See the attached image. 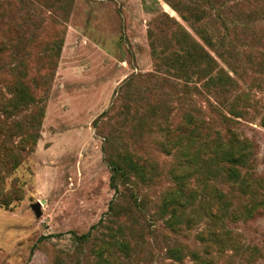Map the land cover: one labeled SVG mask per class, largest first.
<instances>
[{
	"label": "rangeland",
	"instance_id": "1",
	"mask_svg": "<svg viewBox=\"0 0 264 264\" xmlns=\"http://www.w3.org/2000/svg\"><path fill=\"white\" fill-rule=\"evenodd\" d=\"M190 117L254 144L252 200ZM262 202L264 0H0V264H264Z\"/></svg>",
	"mask_w": 264,
	"mask_h": 264
},
{
	"label": "trees",
	"instance_id": "2",
	"mask_svg": "<svg viewBox=\"0 0 264 264\" xmlns=\"http://www.w3.org/2000/svg\"><path fill=\"white\" fill-rule=\"evenodd\" d=\"M205 44H207V38L203 37ZM200 51L195 53V59H204L207 57V54L201 50L200 46H197ZM181 133L188 134V140L190 147L193 149V161H198L202 155L207 157V154H211L212 158L218 163L223 164L226 167V176L229 180L236 185L234 189L240 194V196H249L248 200L252 195L251 183L257 180L256 173L248 172L253 165L255 164V158L251 148L254 144L250 141H236L231 135V139L227 142H222L218 132L214 131L209 123L202 119L190 117L186 120L184 128H181ZM207 163V162H206ZM7 164V163H5ZM207 165V164H206ZM207 172V166L205 167ZM112 170L118 171L121 170V167L115 163H112ZM199 175L201 173H198ZM207 174V173H206ZM207 180V179H206ZM196 185L190 188L185 183V179H182L181 183L169 193V199L167 201L168 205L180 209L181 215L184 213L185 209L191 206L198 197L205 198V192L207 191V182H204L203 179H196ZM198 184H201V189L198 187ZM239 195L231 196V201L238 200ZM264 206V202L261 203ZM260 204V205H261ZM225 210H227V202L224 203ZM249 215L247 219L250 218L252 214V207H249ZM181 215L174 217V214L171 215L170 223H178L183 221L185 225L190 224V226L197 224L200 221V217L195 212V214L190 215V218L184 219L181 218ZM88 233L82 235V238H86ZM180 252H176V258L179 257ZM199 264H207V261H201Z\"/></svg>",
	"mask_w": 264,
	"mask_h": 264
},
{
	"label": "water",
	"instance_id": "3",
	"mask_svg": "<svg viewBox=\"0 0 264 264\" xmlns=\"http://www.w3.org/2000/svg\"><path fill=\"white\" fill-rule=\"evenodd\" d=\"M32 209L36 213V215L40 214V203L36 202L35 204L32 205Z\"/></svg>",
	"mask_w": 264,
	"mask_h": 264
}]
</instances>
